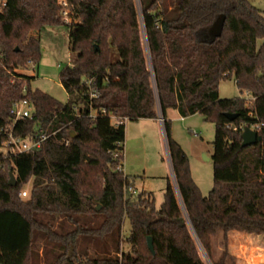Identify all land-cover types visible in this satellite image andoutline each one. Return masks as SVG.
<instances>
[{
	"label": "trees",
	"instance_id": "obj_1",
	"mask_svg": "<svg viewBox=\"0 0 264 264\" xmlns=\"http://www.w3.org/2000/svg\"><path fill=\"white\" fill-rule=\"evenodd\" d=\"M0 1V126L14 102L28 99L33 111L18 133L50 135L35 152L0 158V264H205L199 248L225 264L234 258L231 231L264 234V13L251 0H63L73 24L56 18L59 0ZM219 14L222 32L209 41ZM59 24L76 54L59 73L64 103L32 90L25 73L40 59L33 33ZM231 78L250 105L219 97V82ZM174 109L215 123L206 196L170 136ZM158 117L176 187L168 179L155 208L151 192H130L121 162L123 121ZM250 125L261 140L242 147Z\"/></svg>",
	"mask_w": 264,
	"mask_h": 264
},
{
	"label": "rangeland",
	"instance_id": "obj_2",
	"mask_svg": "<svg viewBox=\"0 0 264 264\" xmlns=\"http://www.w3.org/2000/svg\"><path fill=\"white\" fill-rule=\"evenodd\" d=\"M253 6L264 13V0H251ZM66 25L44 27L34 35L39 37L40 59L35 69H27V75L34 76L29 80L32 90L38 89L54 97L57 101L65 102L66 92L59 83V73L66 65H71L76 54L70 51ZM142 44L145 47L144 37ZM117 57L113 53V58ZM220 98L241 96L251 98L249 94L240 93L235 81L222 80L218 84ZM170 119V136L179 143L186 154L190 175L203 196L209 193L213 186V153L212 141L215 126L213 122L195 113L185 118L180 117L175 109L168 111ZM113 122V119H111ZM124 122V155L122 170L133 184L136 193L151 192L154 206L158 208L163 201V192L169 179L176 187L171 171L170 160L166 147L164 132L157 126H151L141 121L125 120ZM207 158V159H206ZM31 182L22 186L28 198ZM129 232V222L126 219L122 225V238L126 239ZM232 232V231H231ZM229 233L228 249L233 259H227L225 264H264V234L231 235ZM124 242V241H123ZM122 243V249L128 246ZM218 248V245H217ZM199 255L205 264H211L204 251L199 248Z\"/></svg>",
	"mask_w": 264,
	"mask_h": 264
},
{
	"label": "built area",
	"instance_id": "obj_3",
	"mask_svg": "<svg viewBox=\"0 0 264 264\" xmlns=\"http://www.w3.org/2000/svg\"><path fill=\"white\" fill-rule=\"evenodd\" d=\"M60 7L55 12L56 18L59 19L64 24L77 23L78 20L72 17L69 9L67 8V3L63 0L58 1ZM4 5V2L0 1V8ZM33 70V65L29 67ZM24 90V89H23ZM253 98L245 99L246 105H250ZM33 111V105L28 99H21L14 102L9 108V121L0 126V158H6L14 156L16 154H22L27 152H35L41 144L50 136L48 133L42 130H38L33 135L21 136L18 133V123L26 118H30ZM101 112H104L102 110ZM113 122L118 124L114 117H112ZM162 121V119H160ZM246 127V126H245ZM254 130V126H247ZM244 128V126H243ZM242 128V130H243ZM67 143V141H66ZM132 194L136 193V190L129 189ZM19 196L25 198L27 192L25 190L19 191Z\"/></svg>",
	"mask_w": 264,
	"mask_h": 264
},
{
	"label": "water",
	"instance_id": "obj_4",
	"mask_svg": "<svg viewBox=\"0 0 264 264\" xmlns=\"http://www.w3.org/2000/svg\"><path fill=\"white\" fill-rule=\"evenodd\" d=\"M224 20H225L224 14H219L215 18V20L213 21V23L210 25V27L207 30L206 38L209 41H211V40L213 41L215 38L220 37V34L222 32V29H223ZM236 115L237 114H235V113H226L225 114L227 119L230 121H232L236 117ZM70 136L73 138V137H75V134L73 132H71ZM240 137H241V141H242L241 142L242 147L250 146L252 144H255L257 141L261 140V137L257 134V132L255 130L247 127V126L243 128ZM8 175H9V180H8L9 185L15 186L16 180H15V176H14L13 172L9 171ZM146 241H147V246H148L149 250L153 253V245H152L151 238L148 236L146 238Z\"/></svg>",
	"mask_w": 264,
	"mask_h": 264
},
{
	"label": "crops",
	"instance_id": "obj_5",
	"mask_svg": "<svg viewBox=\"0 0 264 264\" xmlns=\"http://www.w3.org/2000/svg\"><path fill=\"white\" fill-rule=\"evenodd\" d=\"M176 113H177V111H176ZM178 114V113H177ZM179 115V114H178ZM138 121H141V125H143V123H144V125L145 124H149V122L151 121V126H157L158 128H160V130L161 131H163V125H162V121L160 120V118L158 117L157 119H138ZM124 142V141H123ZM123 156H125L124 155V143H123ZM135 190V189H134ZM231 235L232 236H234V235H242L241 233H239V232H236V231H232L231 232Z\"/></svg>",
	"mask_w": 264,
	"mask_h": 264
}]
</instances>
